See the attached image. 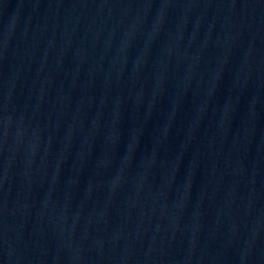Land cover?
I'll use <instances>...</instances> for the list:
<instances>
[{
    "label": "water",
    "instance_id": "1",
    "mask_svg": "<svg viewBox=\"0 0 264 264\" xmlns=\"http://www.w3.org/2000/svg\"><path fill=\"white\" fill-rule=\"evenodd\" d=\"M0 264H264V0H0Z\"/></svg>",
    "mask_w": 264,
    "mask_h": 264
}]
</instances>
